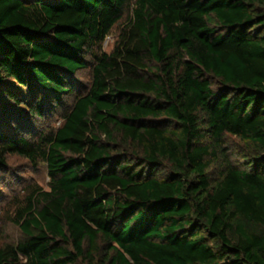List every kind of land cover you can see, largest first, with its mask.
I'll return each instance as SVG.
<instances>
[{
    "label": "trees",
    "instance_id": "trees-1",
    "mask_svg": "<svg viewBox=\"0 0 264 264\" xmlns=\"http://www.w3.org/2000/svg\"><path fill=\"white\" fill-rule=\"evenodd\" d=\"M0 107V170L51 179L0 264H264V0H0Z\"/></svg>",
    "mask_w": 264,
    "mask_h": 264
},
{
    "label": "rangeland",
    "instance_id": "rangeland-1",
    "mask_svg": "<svg viewBox=\"0 0 264 264\" xmlns=\"http://www.w3.org/2000/svg\"><path fill=\"white\" fill-rule=\"evenodd\" d=\"M127 17L128 11H126L124 18L116 25L104 42V52L108 54L112 52L120 28ZM69 80H71L70 83L72 84V93L63 97L62 107L60 109L56 107L48 108L41 117L35 116L29 119L25 117L24 122L21 123L22 125L20 124L23 128L21 129L23 135L31 139L39 134L55 131L62 124L63 110L72 105L74 96L82 95L89 89L91 81L90 69L79 71L71 76ZM8 85L17 89V85L12 81H9ZM19 92V95H27L25 90ZM10 106H12L11 109L15 106L12 110L18 107L17 111L24 114L23 116L28 114L27 108L24 106H17L13 103ZM6 119L10 120L7 121L8 123L14 121L12 116H7ZM1 123L0 129L4 128ZM50 180L47 166L42 161L33 163L29 159L16 155L8 157L6 167L0 170V249L14 247L24 239L23 232L18 224L20 214L27 207L31 192L38 188L48 191Z\"/></svg>",
    "mask_w": 264,
    "mask_h": 264
}]
</instances>
